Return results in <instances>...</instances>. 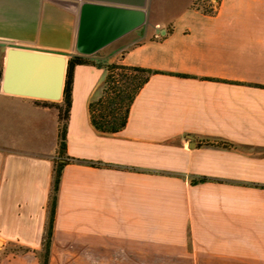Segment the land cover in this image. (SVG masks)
Wrapping results in <instances>:
<instances>
[{"label":"crops","instance_id":"1","mask_svg":"<svg viewBox=\"0 0 264 264\" xmlns=\"http://www.w3.org/2000/svg\"><path fill=\"white\" fill-rule=\"evenodd\" d=\"M198 1L0 0V264H40L59 133L10 49L154 72L103 134L106 72L74 68L49 264H264V0Z\"/></svg>","mask_w":264,"mask_h":264},{"label":"trees","instance_id":"2","mask_svg":"<svg viewBox=\"0 0 264 264\" xmlns=\"http://www.w3.org/2000/svg\"><path fill=\"white\" fill-rule=\"evenodd\" d=\"M78 65H91L97 68H103L106 72L102 95L97 100L90 102L88 106L91 125L103 134H115L125 128L130 106L140 89L154 73L151 70L140 67L117 63L104 64L80 56H71L67 61L61 103L37 101L38 104L44 107L55 108L58 111L59 117L58 150L56 159L54 160L53 184L48 203V222L43 237L40 264H49L53 225L62 171L67 164L81 162L66 155V131L71 106L73 71ZM1 76L2 66L0 65V80ZM205 144L210 143L205 142ZM220 146L228 147V144L220 143ZM93 166L110 167L100 163L93 164ZM204 182H207L205 177L190 180V184L192 185Z\"/></svg>","mask_w":264,"mask_h":264},{"label":"water","instance_id":"3","mask_svg":"<svg viewBox=\"0 0 264 264\" xmlns=\"http://www.w3.org/2000/svg\"><path fill=\"white\" fill-rule=\"evenodd\" d=\"M67 61L54 54L10 49L6 54L3 90L43 100L62 95Z\"/></svg>","mask_w":264,"mask_h":264},{"label":"built area","instance_id":"4","mask_svg":"<svg viewBox=\"0 0 264 264\" xmlns=\"http://www.w3.org/2000/svg\"><path fill=\"white\" fill-rule=\"evenodd\" d=\"M198 2L203 6V10L209 9L211 12L218 4V0H199Z\"/></svg>","mask_w":264,"mask_h":264},{"label":"rangeland","instance_id":"5","mask_svg":"<svg viewBox=\"0 0 264 264\" xmlns=\"http://www.w3.org/2000/svg\"><path fill=\"white\" fill-rule=\"evenodd\" d=\"M4 49L0 46V65H1V56H2V51H3ZM2 66V65H1ZM43 101H48V100H43ZM49 102V101H48ZM50 102H57V100H52V101H50Z\"/></svg>","mask_w":264,"mask_h":264}]
</instances>
